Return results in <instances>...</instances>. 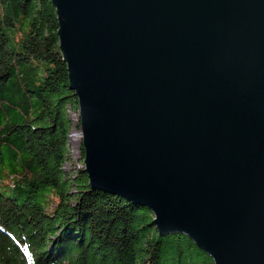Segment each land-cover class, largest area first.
Here are the masks:
<instances>
[{
	"label": "water",
	"instance_id": "water-1",
	"mask_svg": "<svg viewBox=\"0 0 264 264\" xmlns=\"http://www.w3.org/2000/svg\"><path fill=\"white\" fill-rule=\"evenodd\" d=\"M92 190L215 264H264V0H51Z\"/></svg>",
	"mask_w": 264,
	"mask_h": 264
},
{
	"label": "trees",
	"instance_id": "trees-1",
	"mask_svg": "<svg viewBox=\"0 0 264 264\" xmlns=\"http://www.w3.org/2000/svg\"><path fill=\"white\" fill-rule=\"evenodd\" d=\"M51 0H0V264H215L154 214L69 174L81 131ZM74 173V171H73Z\"/></svg>",
	"mask_w": 264,
	"mask_h": 264
},
{
	"label": "rangeland",
	"instance_id": "rangeland-1",
	"mask_svg": "<svg viewBox=\"0 0 264 264\" xmlns=\"http://www.w3.org/2000/svg\"><path fill=\"white\" fill-rule=\"evenodd\" d=\"M71 116L75 124L79 118V111L77 113L71 112ZM80 119V118H79ZM82 143V134L79 129H74L70 137V160L65 165L64 169L69 174H76L77 170L82 168V163L80 161V144ZM74 171V173H73Z\"/></svg>",
	"mask_w": 264,
	"mask_h": 264
},
{
	"label": "bare ground",
	"instance_id": "bare-ground-1",
	"mask_svg": "<svg viewBox=\"0 0 264 264\" xmlns=\"http://www.w3.org/2000/svg\"><path fill=\"white\" fill-rule=\"evenodd\" d=\"M80 116V115H79ZM80 118V117H79ZM81 127V126H80ZM81 134H82V132H81ZM82 140H83V136H82ZM97 191V190H96ZM100 192H102V191H100ZM103 193H105V192H103ZM111 195V194H110Z\"/></svg>",
	"mask_w": 264,
	"mask_h": 264
}]
</instances>
